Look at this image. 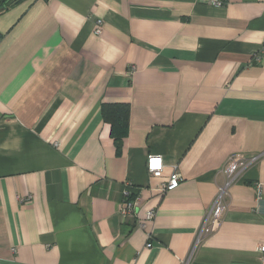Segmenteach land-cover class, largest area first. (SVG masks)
Segmentation results:
<instances>
[{
	"label": "crops",
	"instance_id": "0c3cea01",
	"mask_svg": "<svg viewBox=\"0 0 264 264\" xmlns=\"http://www.w3.org/2000/svg\"><path fill=\"white\" fill-rule=\"evenodd\" d=\"M211 2L15 0L0 15V264H264V0ZM116 103L120 156L102 116ZM250 157L198 240L221 170ZM175 166L180 186L154 191ZM127 184L141 201L124 214Z\"/></svg>",
	"mask_w": 264,
	"mask_h": 264
},
{
	"label": "built area",
	"instance_id": "2783aa9c",
	"mask_svg": "<svg viewBox=\"0 0 264 264\" xmlns=\"http://www.w3.org/2000/svg\"><path fill=\"white\" fill-rule=\"evenodd\" d=\"M227 0H212L211 4L215 6H223ZM103 21L99 20L96 23L94 33L97 36H100L102 33ZM258 161V157H250L246 159L236 160L231 159L228 161L226 166L221 170L225 181L223 184L218 186V192L210 212L211 224L208 225L207 222L203 226L198 240H203L207 236L211 235L213 232V227L215 224L220 223L227 210H228V199H229V190L231 186L236 182L237 177L245 171L247 168L252 166ZM164 160L161 156L149 155L146 162V168L149 175L154 179H161L164 172ZM184 181L183 175L177 166L173 168L171 176L165 180L157 183L153 189L156 192L167 193L171 190H174L180 186ZM131 185L127 184L124 192V199L126 201V207L124 208V214L134 212L140 205V197L132 196L131 192L127 189ZM260 189V187H259ZM147 220L151 221L156 218V212L150 210L146 214ZM151 245H148L150 248ZM261 261L264 263V243L260 244L258 248Z\"/></svg>",
	"mask_w": 264,
	"mask_h": 264
},
{
	"label": "trees",
	"instance_id": "16d2710c",
	"mask_svg": "<svg viewBox=\"0 0 264 264\" xmlns=\"http://www.w3.org/2000/svg\"><path fill=\"white\" fill-rule=\"evenodd\" d=\"M15 0L0 1V15L7 10ZM102 116L104 121L111 126V137L114 140L116 153L121 155L124 140L129 133L130 105L126 103L103 104ZM132 194V193H131ZM132 196H137L132 194Z\"/></svg>",
	"mask_w": 264,
	"mask_h": 264
}]
</instances>
